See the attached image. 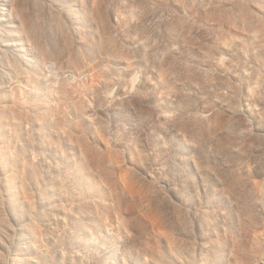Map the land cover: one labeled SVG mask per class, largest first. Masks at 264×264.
I'll return each mask as SVG.
<instances>
[{
	"label": "rangeland",
	"instance_id": "374dc122",
	"mask_svg": "<svg viewBox=\"0 0 264 264\" xmlns=\"http://www.w3.org/2000/svg\"><path fill=\"white\" fill-rule=\"evenodd\" d=\"M83 1L85 2L86 0H83ZM136 1L135 0H126V1L122 0V2H119L117 0H115V1L106 0V2H104L106 5V8H111V7L113 8L115 6L117 11H119L118 12L120 15L119 17H120L123 25L121 24V27H120L121 29L119 28V31H117V32L115 30L114 34L116 36H118V38H119V41H118L119 43H117V44H119L118 46H120L121 48H118V49L119 50L121 49V51L126 50L125 53H127L128 60L132 64L131 65H124V67H123V66H121V64L118 65L116 63L103 61L100 65L104 66L105 64L109 63V68L111 65H112L111 67L114 66L113 68H115L117 66L116 73H115V71H113L114 73L110 72V75L113 74L114 77L118 76L117 71H118V73L120 72L118 69H120L121 71H124L123 73L121 72L123 75V76L121 75L122 76V82H123V85L128 86L129 90L127 89V86H123L122 84H121L122 85L121 86L119 83H114V87L121 86L118 88H126V90L128 91L127 95H124V94L119 95L118 94V88L114 89L113 86H110L109 87L110 89L108 88L109 93L107 91H106V93H104V94L108 95V97L110 99L109 101H106L105 99L103 100V98H102L103 95H102V97H100V95H97L94 92H90L91 89L89 90V88H90L89 86H92L94 81L96 82L97 79L98 80L96 83H98L99 79L101 77V73H99V71H97V69L99 70L100 69L99 67H101V66L100 65L97 66L95 64V60L98 59L99 56H97L96 58L93 56H92V58L86 57L84 61H86V60H87L86 62L94 61V63L92 62L94 64V66L92 63H90V64L93 66V68L95 67L94 68L95 70L92 68V66L90 68V65L88 66V64H89L88 63L86 66L88 68H90V71L88 68H86L85 71L81 70L82 71L81 73H80V71L77 73L76 72L71 73L70 71H68L69 70L68 67L64 68V69H68V70H64V71H66V73H65L64 71H62L63 69H61V67L63 68V65L65 66L66 62L63 64L60 63V65H59V63L56 64L57 61L55 62L54 61L55 59H53L52 57L49 59L47 58V60H45V62H47V61L48 62L47 63L43 62L44 64L40 65L41 68L39 66H37V68H38L37 73H39L38 76L40 77L41 83H40V86H37L36 90H37V93L39 94V96L46 98L47 103L49 105H53V110H54L55 109L54 105L55 106L58 105L59 103H56V102H60V101H58V99H56L57 95L53 91L55 88H61L63 86L62 88L66 92H68V95H70V97H68L66 99L69 103L74 102V100L77 101L79 104L82 105V107H83L82 109L84 111H86L89 115L93 116V117L92 116L91 117L95 119L94 121L98 120L96 122L101 123V124L106 123L105 125L108 126L107 127L108 132H109V135L111 136L110 138L112 139V145L114 144L116 146L115 149L118 150L119 152H123V147H125L124 145L126 143H128L129 141H130L129 144H132L135 141L138 142L137 147L139 149L143 150L145 153V158H146V160H145L146 166L145 167H147V169H149V173H152L155 175L157 174L159 176L158 180H157L158 189H160V195L159 196L160 197L163 196L164 199L166 197V200L163 201V204L165 207L166 216L168 218H170V215H172V214H170V210L168 209L167 203L169 201H173V200L176 201L177 199L171 193V191L169 192V189H168L170 187V184L168 183V178L172 177L173 173L172 174H167V173L172 172V170H170V168L173 169L174 167H176L175 164L173 165V163H174L173 151H175L176 153H178V151H179V154L182 152V155H185V156L187 155V153L185 152V149L182 146H180V143L183 140L182 138H184L183 131L185 132V128L183 129V131L181 130L183 133V135L181 136L182 133H179V131H177L175 129V127H173L171 125V123H169V122L166 123L167 121L165 122L164 118H162V117L159 118L158 116H161V114L159 112L160 109H161V113H164V114L165 113L166 114L168 113L169 115H170V113L172 115H173V113L176 114V112H178V100H179V98L177 100L176 96H174V95L170 96L169 95L170 96L169 97L170 103H165V102L162 103L161 102L159 105V107L160 106L161 107L158 108L159 109L158 110V109H155L154 106L149 102L139 101L137 99H134V98H136L137 91H140V90L144 91L145 90L144 92H149V94H152L155 96L165 95L166 88L164 89V87L161 86V84L159 85V82H158L159 81V75L158 74H159V71L163 70L166 67L168 68V66H170L171 70L174 71L173 73L170 72L171 75H174V74H177L178 76L180 75L183 78L185 84L179 83L180 81L176 80L177 78L172 77L171 75L168 77L169 81L167 79L166 84H169V85L172 84V86H174L173 87L174 90H178L181 93H182V91L180 89L185 90V91L187 89L191 90V86L189 87V85L188 86L186 85L188 83L186 81L187 80L186 77H191V73L194 72V70H191L192 68H197V65H201L202 68L208 67L211 69V71L214 70L213 68L209 67L208 65L202 64L203 62L200 63V60H201L200 57L201 56L199 55V53L197 51L199 46H198V48L195 46L200 45V44L211 43L213 41H217L221 37L222 38L225 37L227 39H234L235 40V42H236V50H235L236 51V53H235L236 61L243 64L244 67L248 68L251 71L252 77H253L251 83L253 82V84L250 87H251V89L253 88V89L258 90L260 95L264 97V0H216L214 3V11L212 14H209V15L207 13L203 12V10L201 8H198L197 0L196 1L195 0H145V1L140 0V3L138 2L139 0H136ZM123 2H124V4H123ZM135 2H136L135 6L136 5L138 6V7L137 6L135 7V10L138 9L139 11L138 10L135 11V14H134L135 16L131 17L129 15L128 9L130 8L131 4H134ZM147 2H149V3H147ZM118 3H119V5H118ZM139 4H140L141 9L139 7ZM141 4H143V5L141 6ZM116 5L119 7H117ZM185 7H186V9H185ZM142 9L144 10L143 13L141 11ZM194 9L197 10V13L195 15V20L198 23L199 22L202 23V25H203L202 29H197V27L187 26L185 28H180V27L177 29L171 28L172 30H170V26H176L178 24V22L183 17H188V15H190L191 11ZM78 11L79 10H77V12H76L77 20H79V22H80V17H81V20L84 21L82 19V16L80 14H78ZM137 14H138V17H136ZM135 19H136V21H135ZM137 19H139L140 21ZM126 20H127V22H126ZM127 24H129V25H127ZM132 24L135 26H133ZM76 28L77 29L81 28L82 31L84 32V34L90 35V33H91L90 29L87 26L82 27L81 23L75 22L74 25L72 26L71 30L76 31L77 30ZM56 39H57V37H56ZM139 40H141V41H139ZM183 42H184V44H182ZM187 42H188L189 48H188V45L186 44ZM60 45L61 44L59 43V48H62V46H60ZM185 45H186V47H184ZM192 45L194 46V49L196 48L195 49L196 52L193 49ZM13 50H15V49L12 48L11 51L14 52ZM173 50H179V51L181 50V51L178 52V51H173ZM11 51L7 52V53H11ZM172 52H174V53H172ZM1 54H2V51L0 52V55ZM222 54H223V56L225 55L224 58L228 59V57H229L228 54H225L223 52L221 53V55ZM1 57L4 58L3 55H1ZM133 58H134V60H133ZM49 60L51 61V63ZM86 62H85V64H86ZM74 63H77V61ZM0 64H2V63H0ZM57 65L59 66V68L61 70L60 69L58 70ZM5 66H6V64H4V63L2 65H0V73H1L0 74V81H1L0 85L2 86V89H1V86H0V89L5 90L7 88L5 91H11V87L13 90L12 83L17 82V80L19 78L16 77L17 79L15 80L14 79L15 75L13 78L12 77L13 75H11L8 72V70H7L8 68L6 69L7 70V75H6V71H5L6 67ZM131 66H133V67H131ZM185 67H188L189 69H184ZM131 68H133V69H131ZM1 70H3V71H1ZM38 70H40V71H38ZM168 70H169V68H168ZM208 70H205V71H208ZM4 72H5V74H4ZM96 72H98V74L100 76L98 74H96ZM93 73H94V75H93L94 77H92ZM2 75L4 76L3 78H2ZM44 75H45V77H43ZM97 75L99 76V78L95 77ZM113 75H111V76H113ZM10 76L12 77L11 80H10ZM171 77H172V80H171ZM1 78H2V80H1ZM93 79H94V81H93ZM77 80L80 83L79 86L76 85ZM148 81L151 82L152 86L146 85V83H148ZM177 81H178V83H177ZM18 82H20V80ZM48 82H50V83H48ZM56 82H57V84H56ZM173 82L176 85H173ZM6 83L7 84L9 83V84L6 85ZM22 83L26 85V88L28 90H30V91L34 90L30 84H27L25 82H22ZM96 83H94V84H96ZM238 83L240 84L239 81H238ZM3 84L5 86H3ZM86 84H88V85L90 84V85L88 86ZM181 85H182V87H181ZM49 86H50V88H49ZM52 86H54V87H52ZM175 87H177V88H175ZM52 88H53V90H51ZM136 88H137V90H136ZM49 89H50V91H49ZM242 90L243 91L246 90V87L244 84H243ZM50 94H52L53 96H56V97H53L52 95L49 96ZM97 96H99V97H97ZM173 96H174V98H173ZM0 97H1V101H3L5 104L7 103L8 106H9V104L11 105L12 101H8V100L5 101L4 100L5 98L3 96H0ZM52 98H55L56 101H53L55 99H52ZM129 98H130V100H129ZM131 99H132V101H131ZM66 100H65V102H66ZM48 101H50V102H48ZM129 101H131V102L129 103ZM173 101L175 103L177 102V105ZM3 102H1V104ZM105 102L106 103L109 102L110 105H107ZM69 103H67V105ZM104 103L107 107H105ZM7 104L5 106H7ZM169 104H170V106H169ZM255 104L254 105L257 107L262 106V104H259L258 102H256ZM28 108H30V107H27L26 111L27 110L30 111L29 112L30 114L32 112L35 113V110H32L33 108H30V109H28ZM17 109L15 111H17ZM153 109L155 110V112ZM31 110H32V112H31ZM69 111H70V109L67 110L65 113V115L67 114L65 116L66 119L67 120L68 119L69 120L74 119V115L72 114L71 111L70 112ZM217 111L219 112L218 115L222 116L223 118H226V117L232 118L233 117V120L236 122L237 126H239V128H241L242 130L244 128H249V129L253 130V132H254L257 125H259L260 123L264 124V107L260 108V110H259L260 113L256 114V115H251L250 113L246 112L245 110L233 113V112H230L228 110L226 111V110H222L221 108H219ZM17 112L18 113L15 112V114H17L16 118L14 117L15 114L12 113L13 116H11V114H10L9 117L11 116L13 121L10 118L11 120L9 119L10 121L8 120L6 123V125L9 124L8 127L12 126L9 129V132H7V134L8 133L10 134L11 131L13 130L12 131L13 135L12 134H10V135L5 134V136L2 135L3 137L0 136L3 138V139L1 138L2 140L0 139V149H1V151H0V225L3 224L0 226V259H1L0 264H143L146 254H148L147 256L149 257V254L151 252V250L147 249L146 246H144L148 243L147 239H148V241H150V239H149L150 235H151V237H150L151 241H153V243L150 242L152 245L155 244L154 243L155 241L157 243V242H159L157 240H160L161 243L160 242L159 243L162 244V246L164 245V247L166 246L165 238L167 236L162 235L160 233V232L165 231V230H162L160 228L157 229V227L154 226V224L151 221L144 222V225H145L147 231L145 229L141 230V228L136 224V222L135 221H134L135 223L133 222L134 219L132 220V218L137 216L138 211H136V213L131 214V215L124 213V215H127L126 217L129 220V221H127V219H126L128 224H126V225L123 224V225H125L124 226L125 230H124L123 226L120 223H116L117 219L115 217H113L115 214L112 211H110V210L107 211V209H106V211L109 213V214H106L107 212L105 211V209L103 210L102 207H100V206L98 207L99 204L96 203V200L97 199L100 200V196L93 194V193H88V191H87L88 189H87V187L84 183V180H83V173L81 171L82 168H80V166L81 167L83 166L82 161H81L79 155L76 156L77 154L71 153L73 151V150H71V148H66L67 145L65 143V139H64L65 137H63L64 133H61L62 136H57V137H55L56 135L55 136L52 135L53 136L52 141H54L52 143L53 144L58 143V147L56 144L54 145L56 148L60 147L59 149H61V148H62V150L66 149V152H64V154H66L67 156L70 155V157L68 156V158H66L67 156L64 158H60L58 156H55L53 153L49 152V150L45 149L44 147H42L40 145L36 146V144L37 143L39 144V141H40V137H39L40 132H38V129L33 128V126H32L33 124L31 122H28L27 119H29V118L26 119L27 115H24V114H27V113H24L25 109L22 112L20 110ZM19 112L21 115L19 114ZM209 112L210 111H206V114H209ZM141 114L143 116H141ZM63 115L64 114H62V116ZM55 116H56V118L62 117L60 115L58 116L57 113ZM70 116H71V118H69ZM15 120L17 121V123L15 122ZM13 122L15 124H13ZM8 127L6 126L7 130H8ZM33 129H34V131H33ZM36 130H37V134L36 133L34 134V132H36ZM63 131L64 130H62L60 132H63ZM262 134L264 135V133H262ZM16 135H17V138L14 137ZM40 136L42 137V135H40ZM217 136H214V137L219 138V140L221 141L220 144H222V141L226 142V143L233 141V138H229L227 136H222V135H218V134H217ZM4 137H5V139H4ZM34 137H36V138H34ZM6 138H8L9 140ZM11 138H12V140H10ZM13 138L14 139L16 138L17 141L14 140ZM26 138H29V140H26ZM257 138H259V137L244 136V138H242L240 140L235 139L233 141V142H235L234 148H236L238 150V151H236V152H238L236 154V157L234 154L231 155L232 153H231V151H229L227 149L228 147H226L225 149L222 148V151H224L222 154V157L223 158L225 157L224 160L228 161L230 159H232V160L234 159L233 164H235V166L233 167V170L236 171V169H237L238 172L240 171V173H238V180H240L243 183L244 192H246L248 196L254 195L257 192V189L259 188V186L264 184V150H263L264 148L261 151V143L259 145V140H257ZM211 139H212V137H211ZM162 140H165V141H163V142H165L164 144L170 145V146L167 147V146L163 145V143L161 144ZM29 141L33 142V144H31L32 146L31 145L28 146L26 144ZM167 142H168V144H167ZM34 143H35V145H34ZM172 143L175 144V146ZM6 145H7V147H6ZM21 145L23 147H21ZM157 145L159 146V149L162 147L160 149V152H161V150L163 152H161V153L159 152V154L157 155V158H154V154H155V150H156L155 148L158 149ZM257 146H258V148H257ZM1 147H4V148L6 147L7 150L9 149V151H7L8 153L5 151V149H2ZM12 147H14V148L17 147V148L14 149ZM29 147L31 148V150ZM32 147H33V149H32ZM24 148H26V149H24ZM165 148L167 149V151H165L166 155L164 154ZM168 148L170 150H168ZM18 149L19 150L21 149V150L19 151ZM258 149H260V150H258ZM36 150H38V151H36ZM46 150H47V152H46ZM2 151L4 152V155L6 153L7 154L4 156ZM34 151H36V152H34ZM1 152H2V154H1ZM23 152H25L24 155H23ZM26 152L29 154H27ZM32 152H33V155H31ZM17 154L19 156L18 159L20 158L21 160L15 159L16 161H14L13 159H14V157H17L16 156ZM41 154L45 157H42ZM72 154H73V156H72ZM11 155H12V159H10ZM13 155H15V156L13 157ZM26 155H31L32 159L30 158L31 156L27 157ZM35 155H37V156H35ZM170 155L172 157H170ZM1 156L4 157V159ZM8 156H10V157H8ZM22 157H25V158H22ZM26 158H28V160L32 163H29L28 160L26 161ZM34 158H36V159L47 158V159H45L46 162L49 161L52 164L53 163L57 164V165L59 164L56 167L57 169H59L57 171L59 174L55 171H53V174L55 175V173H57V176L59 175L58 177L64 183H62V184L60 183L61 185H59V182H55L53 187L55 186L56 188H53V189H56V190L58 189L57 191L51 190L50 187L48 189L47 184L45 182H43V181H45L46 177H42V175L45 176V174L49 173L47 175V177H54L53 174L51 173L52 171H50V170H48V168H46L47 165H44L43 161L41 163V162H39V160L35 159L36 161L34 162ZM130 158H131L133 163L127 162ZM51 159H52V161H50ZM24 160L26 161V163ZM69 160L72 161V163ZM232 160H230V162ZM12 161H14L15 164H11ZM37 161L39 164L41 163L42 166H41V164L39 165L37 163ZM40 161H41V159H40ZM76 161L79 163V165ZM136 161L137 160H136V157L134 156V154H132V155H130V154L126 155L125 154L124 165L126 167H127V165L133 166L132 164L137 163ZM14 162H12V163H14ZM16 162L18 165L16 164ZM46 162H45V164H46ZM73 162H75V163H73ZM219 162L221 165L222 161L220 160ZM33 163H35V164H33ZM36 163H37V166H39V167L41 166V167L39 169L36 166L35 170H34L33 167L36 165ZM30 164H31V166H30ZM76 164L78 167L74 166ZM27 165H28V168L26 167ZM126 167H125V169H126ZM30 168H32V169H30ZM36 168L40 171V174L37 173L39 171L36 170ZM76 168H77V170H75ZM79 168H80V170H79ZM168 168H169V170H168ZM68 169H69L70 173L72 172L71 173L72 176L68 172ZM6 170H7V172H5ZM28 170H30V171H28ZM127 170H129V168H127ZM27 171H28V173H27ZM45 172H47V173H45ZM60 172H62V173H60ZM180 173H182V172H180ZM183 173L184 174L186 173L185 175L187 177H191L190 172H189V168H186L185 172H183ZM32 174H35L36 176L39 175V177L38 176L36 177L34 175L35 178H37V181L40 180L36 185H33V187H32V183L30 182L31 184H29V181H26L27 185H26V182H23L24 184L21 182L20 177H19L20 175L21 176L22 175L23 176L24 175L25 176H27V175L31 176ZM65 174H66V178L65 177L62 178L63 176H65ZM67 174H69V175H67ZM5 175H7V176H5ZM78 175L80 176L79 178H78ZM69 176L71 177V179L73 177V179L70 180ZM18 177H19V179H18ZM41 177H42V179H41ZM74 177H76L78 179L76 180V178H74ZM183 178H184V176H183ZM73 180H75V181H73ZM195 180L197 181L196 183L198 184L197 187L196 188L191 187L190 192H187V193L193 195V199H194L193 203L187 207V211L189 212L188 214L190 216V221H191V224L193 226V227L192 226L191 227L193 229H191V230L189 229V232L186 231V232H188L186 237L188 236L190 240L187 237L188 241L187 240L184 241L187 245L185 243H184L185 245L183 244V246H185L184 250H185L186 255H189L191 253L194 256L193 257L194 259L191 257V259H193V260L189 261V259H190V255H189V259L187 257V261H186V255L184 256L185 253L183 250H181L183 248V246H182V244L181 245L179 244L180 246H182L180 250H181V252H183V257H182L181 252H180L181 254L179 253V255L181 256V258L184 259V261H183V259H181L183 262H180V263L181 264H183V263L184 264L185 263L186 264H207V263L208 264H240L242 262L241 264H255L257 262L256 261L257 257L255 258V256L258 255V258L259 257L261 258L262 256L264 257V250H263L264 249V243H263V241H261L262 243L260 244L255 239L256 238L255 236L258 237L261 234V232L263 231V228L260 227L259 224H257L259 226L255 225V224L252 225V223L250 225L249 221H247L243 218H241V219L237 218V216H238L237 211L238 210H237L236 206H235L236 209L234 207H230L231 204H232V206H234L233 203L235 201V198H233L232 196L229 195L231 200L234 199V201H230V198H228L226 195L227 198H225V200L222 199L225 197V194H226V192H224V188L226 187L225 184L221 183V182H217L214 186L204 187V186L199 184L197 178ZM81 184H82V186H81ZM83 184H84V187H83ZM37 185H40V186H37ZM44 185L49 190V192L46 190ZM57 185H58V187H57ZM29 186H30V188H29ZM59 186H62L64 189H62L61 187L59 189ZM67 186H70L71 188L67 187ZM12 187H13V189H12L13 191H11ZM65 188H68V189H65ZM14 189H16L18 191L16 192V190H14ZM42 189L44 191H42ZM61 189H62V191L64 190L65 193H68L67 195L65 194L66 197L64 196V192H62ZM41 191H42V193H41ZM52 191H53V193H50ZM59 192H62V193H59ZM44 193H45V195H41ZM48 193H50V195H52V196H49ZM62 195H63L64 199H63ZM43 196L46 198H44ZM54 196H56V197H54ZM58 196H61V198L59 197V199H57ZM69 196H70V198H69ZM83 196H85V198L89 197L88 198L89 200L83 198ZM125 196L128 199L133 197V199L136 200L137 205H138L136 207L137 208L136 210L147 207L148 205H149L148 207H151V205L148 204L149 203L148 201L144 200L141 195H138L135 192H133V193L127 192L125 194ZM209 196L211 198L212 197L215 198V201L210 203V201H209L210 197ZM76 197H78V198H76ZM79 198L81 200H79ZM44 199H46V200H44ZM76 199H78V200L75 201ZM58 200H60V201H58ZM52 201H53V203H52ZM84 201H86V202H84ZM107 201H108V199H107ZM78 202H80V203L82 202L83 205H82V203L80 204ZM97 202H98V200H97ZM51 203L55 204V205H53L54 207L57 205V203L59 205H57L56 208L53 209V206L50 205ZM77 203H78V206H77ZM85 203L87 205H89V207ZM84 204H85V207H84ZM81 205L84 208H82ZM90 205H91V207L92 206L93 207L95 206V207L94 208L92 207L93 208L92 209L90 207ZM18 206H20V207H18ZM79 206L81 209H84V210L82 211L79 208ZM226 206H228V208ZM32 207H33V209H32ZM50 207H52V208H50ZM60 207H62V208H60ZM217 207H219L220 209ZM77 208L79 209V212L80 211L83 212V213H81L83 215H81L79 213V217H78V215H77L78 209ZM97 208H98V210H97ZM229 208H230V210H229ZM88 209H90L89 213H88ZM94 209H96V210H94ZM257 209H258L257 210L258 214H260L264 218V207L258 206ZM222 210H224L223 212L226 211L225 214L222 212ZM228 210L231 212H229ZM63 212H64V214H63ZM69 212L72 215H70ZM84 212H86V213H84ZM102 212L108 216H106L105 214L102 215ZM201 212H207V213H205L206 214V222H205V219H201V216H200ZM88 214L89 215L91 214L92 217L93 216H95V217L91 219L90 218L91 216H89ZM222 214H224V215H222ZM236 214H237V216H236ZM80 215H81V217H80ZM97 215H98V217H96ZM195 215H197V216H195ZM218 216H220V217L218 218ZM229 216H231L232 218ZM233 216L235 219H233ZM84 217H85V219H84ZM99 218H101V219H99ZM103 218H104V220H102ZM207 218H208V220H207ZM83 219H84L85 223H86V221L89 222V223H87L90 225V227H88V229L86 227L84 229V227L82 226ZM88 219H90V220L88 221ZM111 219H112V222L110 221ZM91 221L93 223L98 222V224H96L93 229H91L92 228L91 226L93 224ZM99 222H100V224H99ZM103 222H105V223L107 222L106 224H108L107 225L108 228L106 226L105 227L109 230L102 227V225L103 226L106 225ZM129 222H130V224H129ZM200 222H201V225L203 223L202 226L200 225ZM124 223H125V221H124ZM133 223L136 226L133 225ZM79 224H81V225H79ZM117 224H119V226H117ZM75 225H77V226H75ZM109 225H110V227H109ZM194 225H196V226H194ZM81 227H83V228H81ZM118 227H120V230L122 228V231H120V233L122 234L121 235L122 237L120 236L121 239L118 237V235H120V233L117 232L119 229ZM197 227H199L200 230L199 229L196 230L195 228H197ZM48 230H50V231H48ZM114 230L116 231V233H114L115 232ZM160 230H162V231H160ZM107 231H108V233H109V231L110 232L112 231L113 233H110L112 235L110 236V234H108ZM141 231H143L144 233H142ZM175 231H177V230H175ZM127 232L129 234L130 233L131 234L129 235ZM158 232L163 236L162 238L160 237V234ZM178 232L179 231H177V235L180 234ZM80 233H82V234H80ZM167 233H169V232H167ZM144 235L145 236L148 235V237L146 236L147 239H145ZM177 235H175V236L178 237ZM56 236H59V237H56ZM62 236H63V238H62ZM109 236H110V238H109ZM152 236L155 237V239H156V237H158V238L155 240V239H152ZM164 236H166V237H164ZM116 237H118L117 239L119 241L117 239H115ZM180 237H183V235ZM186 237L184 236L185 239H186ZM66 239H67V241H66ZM58 240H60V241H58ZM63 241H65V242H63ZM141 241H144V242L140 243ZM145 241L147 242L146 244H145ZM67 242H68V244H67ZM187 242H189V243H187ZM228 242H230L229 244H231V245H229ZM159 243H158V245L161 246ZM233 243H235V245L232 246ZM238 243H241V244H239V246H238ZM38 244H40V245H38ZM188 244H190L189 246L192 248V249L191 248L189 249L191 251L189 254H188V252H186V251H189L188 247H187ZM226 244H228L227 247H226ZM230 246H231V248H233V247H235V248L231 249L232 251H229ZM258 246L263 250V255L261 254V256L257 252V249L259 248ZM147 247H149V246H147ZM186 247H187V250H186ZM228 247H229V249H228ZM142 248H144V249H142ZM145 249L147 250V252H145L146 251ZM239 249H240V251H239ZM192 250H193V253H192ZM233 250H234V252H233ZM140 252H141V254H140ZM168 252L169 251H167L166 253L168 254ZM228 252L229 253L233 252L234 256H235V252H236V255H237L236 258L238 260L235 259L234 256L231 257L230 256L231 253L229 254ZM142 253H144V254H142ZM212 254H214L215 256L217 254L216 258ZM142 255H145V256H142ZM138 256H140L141 258L143 257L144 259H141ZM49 257H50V259H49ZM263 257H262L263 260H260L259 264H264V258ZM137 259H139V260H137ZM178 259H180V258H178ZM234 259H235V262H234ZM178 264H179V262H178Z\"/></svg>",
	"mask_w": 264,
	"mask_h": 264
},
{
	"label": "bare ground",
	"instance_id": "6f19581e",
	"mask_svg": "<svg viewBox=\"0 0 264 264\" xmlns=\"http://www.w3.org/2000/svg\"><path fill=\"white\" fill-rule=\"evenodd\" d=\"M86 1L84 2L83 0H0V49H1L0 52L2 51L1 55L4 56V58H3L0 55V63L6 64V66H5L6 67L5 68L6 75H7V70H8V72L11 75H13L12 76L13 78L15 75V78H14L15 80L17 79L16 77L19 78L17 80V82H15V83L13 82L14 84L11 82L13 85V90L11 87V91H5L7 88L5 90H1L2 86L0 85L1 86L0 96H3L5 98L4 99L5 101H7V100L12 101L11 105L9 104V106H8V104L6 103L7 106H5L6 104L3 101H1V97H0V136H2V135L5 136V134H7V132H9V129L12 127V126L8 127L9 124L6 125L7 121L11 118V116H13L12 113H14V114H15V112L18 113L17 111H19V110L22 112L24 109H25L24 113H27V114H24V113L23 114L27 115L26 119L29 118V119H27L28 122H31L33 124V125L31 124L33 126V128L38 129V132H40L39 134L42 135V137H41L38 134L40 137V141H39V144L36 142L37 143L36 146L40 145V146L44 147L45 149L49 150V152L53 153L55 156H58L60 158H64L67 156L66 154H64V152H66V149H63L64 150L63 151L62 148L59 149L60 147L56 148L54 146L56 143L55 144L52 143V142H54V141H52V139H53L52 135H54V136L56 135L55 137H57V136H62L61 133H64L63 137H65L64 139H65V143L67 145L66 148H71V150H73L71 153L77 154L76 156L79 155V157L82 161L83 166L82 167L80 166V168H82L81 171L83 173V180H84V183L88 189L87 190L88 193H93V194L100 196V200L97 199L98 202L96 200V203L99 204L98 207L99 206L102 207L103 210L105 209V211H106V209H107V211L108 210L112 211L115 214L113 217H115L117 219L116 223H120L123 226V229H124V226L126 224H128L127 221H129L126 217L127 215H124V213L131 215V214L136 213V211H138L137 216L132 218V220L134 219L133 222L135 221L136 224L141 228V230L145 229L147 231V229L144 225V222H146V221H151L154 224V226L157 227V229L160 228L162 230H165V231L160 230V231H162L160 233L162 235L167 236V237L164 236V237H166L165 240H166V246L167 247L166 246L164 247V245L162 246V244H160L161 243L160 240H157L160 243L159 242L156 243V241H155L154 242L155 246L152 245L150 243V242L153 243V241H151V238H150L151 235L149 236L150 241H148V239L146 238V236L148 237V235L150 233L148 232L149 233L148 235H146V236L144 235L145 239H147V242L149 244L145 241V244L146 243L147 244L146 245L143 244V245L146 246L147 249L151 250V252L149 254V257L147 256L148 254H146L147 257L145 255H142V256H145V260H144L143 264L144 263L145 264H178V262H179V264H181L180 262L184 261V259L181 258L179 253L181 252V250H183L185 253V250H184L185 246H183V244L185 243L184 241L187 240L188 236L186 237V235L189 232V229L190 230L193 229L192 228L193 226H192L191 221H190V216L188 214L189 212L187 211V207L193 203L194 199H193V195H191L187 192H190L191 187H193V188L197 187L198 184L196 183L197 182L195 180L196 178H197L199 184L204 186V187L214 186L217 182L224 183L226 187L224 186L225 188L224 187L223 188H224V192H226V194H225L224 198H222V197L221 198L225 200V198H227V197L230 198L229 195L232 196L233 198H235L236 202L234 201L233 198H232L233 200H231V198H230V201H234V203H233L234 206H232V204H231L230 207L235 208V206H236V208L238 210L237 211L238 216L236 214L237 218L238 219L243 218V219L249 221L250 225H251V223H252V225L259 224L260 227L263 228V231L261 232V234L258 237L255 236L256 237L255 239L260 244L262 243L261 241H263V243H264V218L260 214H258V212H257L258 206L264 207V184L259 186V188L257 189V192L254 195L248 196L247 193L244 192L243 183L240 180H238V173H240V171L238 172L237 169H236V171L233 170V167L235 166V164H233L234 159L233 160L230 159V160H232L230 162V160L226 161V160H224L225 157L224 158L222 157V154L224 152V151H222V148L225 149L226 147H228L227 149L229 151H231V153H232L231 155L234 154L236 157V154L238 153L236 151H238V150L236 148H234L235 142H233V141L235 139L240 140V139L244 138V136L259 137V138H257V140H259V145L261 143V151L264 148V135L262 134V133H264V124L263 123H260L259 125H257L255 128V131L253 132V130H251L249 128H244L243 130L241 128H239V126H237L236 122L233 120V117L232 118L231 117L223 118L222 116L218 115L219 112L217 110L219 108H221L222 110H226V111L228 110V111L233 112V113L245 110L246 112L250 113L251 115H256V114L260 113L259 112L260 108L264 107V97L260 95L258 90L253 89V88L251 89V87H250L253 84V82L251 83V81L253 79L251 71L248 68L244 67L243 64L236 61V59H235V53H236V51H235L236 50L235 40L234 39H227L225 37L224 38L221 37L218 39L219 41L216 39L217 41H213L214 43L211 42L212 44L205 42L206 44H200V45L195 46L197 48L199 46L197 51H198L199 55L201 56L200 59L202 61L200 60V63L203 62L202 64L208 65L209 67L213 68L214 70L211 71V69L208 67L202 68L201 65H197V68H192L191 70H194V72L191 73V77H186L187 78L186 81L188 82L186 85L187 86L189 85V87L191 86V90L187 89L188 91L187 90L185 91V90L180 89L182 91V93H181L178 90H174V88H173L174 86H172V84L171 85L166 84L168 77L171 75L170 72H172V73L174 72L171 70L170 66H168L170 71L168 70L167 67L164 68L163 70H161L162 69L161 68L160 69L161 71H159V74H158L159 75V81H158L159 85L161 84V86H163L164 89L166 88L165 95L155 96V95L149 94V92H144L145 90L144 91L140 90V91H137L136 98H134V99H137L139 101H146V102L151 103L155 109H158L161 107V106L159 107L161 102L162 103L163 102L170 103L169 97L171 95L176 96L177 100L179 98V100H178V112H176V114H174V113H173V115L171 113H170V115L168 113L164 114V113H161V109L160 110L158 109L160 114H161V116H158V117L164 118L165 122L167 121L166 123H168V122L171 123V125L173 127H175V129L177 131H179V133H182L183 129L185 128V132L183 131L184 138H182L183 140L181 141L180 146H182L185 149V152L187 153V155L186 156L182 155V152H181L182 150L180 151L181 152L180 154H179V151H178V153L173 151V158H174L173 165L175 164L176 167H174L173 169H171L169 167L170 170H172L171 173L167 171L168 172L167 174L173 173L172 177L168 178V183L170 184V187L168 188L169 192L171 191V193L177 199L176 201L173 200V201H169L167 203L168 209L170 210V214H172V215H170V218H168L166 216L165 207L163 204V201L166 200V197L164 199L163 196H161V197L159 196L160 195V189H158V183H157L159 176L157 174L155 175V174L149 173V169H147V167H145L146 166L145 165V160H146L145 153L143 150H141L137 147L138 142L135 141L132 144H129V142H130L129 141L128 143H126L124 145L125 147H123V152H119L118 150H116L115 149L116 146L114 144H113L114 146L112 145V139L110 138L111 136L109 135V132H108V128H107L108 126L105 125L106 123L101 124V123L96 122L98 120L94 121L95 119L92 118L93 116L89 115L86 111H84L82 109L83 108L82 105L79 104L77 101L74 100V102L69 103L66 99L68 97H70V95H68V92H66L62 88L63 86L61 88H55L53 91L57 95L56 99H58V101H60V102H56L59 104L56 106L54 105V107H55L54 110H53V105H49L47 103L46 98L39 96V94L37 93V90H36L37 86H40V83H41L40 77L38 76L39 73H37V69H38L37 66L40 67V65L47 63L48 61L45 62V60H47V58L49 59L52 57L53 59H55L54 60L55 62L57 61L56 64L59 63V65H60V63L63 64L66 62L65 66L63 65V68L61 67V69H63L62 71L69 69L68 71H70L71 73H75V72L77 73L79 71L81 73L83 70L85 71L86 68H88L86 66L88 63H89L88 66L90 65V68H91L92 65L90 63H92V62L94 63V61L86 62L87 60L86 61H84V60L86 57L92 58V56L95 58L97 56H99L98 59L95 60V64L97 66H99L103 61L116 63L118 65L121 64V66H123V67H124V65H131L132 64L128 60L127 53H125L126 50L121 51V49L120 50L118 49V48H121L120 46H118L119 44H117V43H119L118 42L119 38H118V36H116L114 34L115 30H116V32L119 31L121 24L123 25V23L121 22V19L119 17L120 16L118 13L119 11H117L115 6L113 8L112 7L106 8V5L104 3V2H106V0H86ZM112 1H115V0H112ZM117 1L122 2V0H117ZM124 1H126V0H124ZM215 1L216 0H197L198 8H201L203 10V12L207 13L208 15L212 14L214 11ZM136 2L134 4H131L129 9L127 8L129 15L131 17L135 16L134 15L135 11L138 10V9L135 10V7L137 6V5L135 6ZM138 2L140 3V0ZM147 3H149V2H147ZM123 4H124V2H123ZM118 5H119V3H118ZM142 5L143 4H141V6ZM117 7H119V6H117ZM139 7H140V4H139ZM140 9H141V7H140ZM185 9H186V7H185ZM77 10H79L78 14H80L82 16V19L84 21L81 20V17H80V22H79V20H77V16H76ZM141 11L143 13L144 10L142 9ZM196 13H197L196 9L192 10L191 14L188 15V17H183L178 22V24L176 26H170V30L175 29V28L177 29L179 27L185 28L187 26L197 27V29H202V27H203L202 23L201 22L198 23L195 20ZM136 17H138V14ZM137 20H139V19H137ZM135 21H136V19H135ZM75 22L81 23L82 27L87 26L90 29V32H91L90 35L84 34V32L82 31L81 28H78V29L76 28L77 29L76 31L71 30V28ZM126 22H127V20H126ZM127 25H129V24H127ZM133 26H135V25H133ZM56 37H57V39H56ZM139 41H141V40H139ZM59 43L61 44L60 46H62V48H59ZM182 44H184V42ZM186 44L188 45V42ZM184 47H186V45ZM12 48L15 49V50H13L14 52L11 51ZM188 48H189V45H188ZM193 49H194V46H193ZM9 50L11 51V53H7V52H10ZM173 51L180 52L181 50L180 51L179 50H173ZM195 52H196V50H195ZM222 52L229 55L228 59L224 58L225 55L224 56H223V54L221 55ZM172 53H174V52H172ZM133 60H134V58H133ZM76 61H77V63H74ZM85 62H86V64H85ZM50 63H51V61H50ZM2 64H0V65H2ZM93 66H94V64H93ZM93 66H92V68H93ZM111 66L109 68V63H107L104 66L99 67L100 69L99 70L97 69V71H99V73H101V77L99 79V82L96 83L98 80L96 78L97 79L96 82L93 79L94 83H96V84L93 83L92 86H89L90 84L89 85L86 84L90 87L89 90L90 89L92 90V91L90 90V92H94L97 95H100V97H102V95H103L102 98H103V100L105 99L106 101H109L110 99H109L108 95L104 94V93H106V91L108 92V88L110 86L114 87V83H119L120 85L121 84L123 85L122 73L124 71H121L120 69H118L120 71L119 73L117 71L118 76L114 77L113 74H111V75H113V76H111L110 72L114 73L113 71H115V73H116V68H117L116 65H115L116 66L115 68H113L114 66L113 67H111ZM65 67H68V69H64ZM131 67H133V66H131ZM90 68H88L89 71H90ZM59 69L60 68L58 66V70ZM131 69H133V68H131ZM184 69H189V68L185 67ZM3 70H1V71H3ZM205 70H208V71H205ZM38 71H40V70H38ZM64 72L66 73V71H64ZM4 74H5V72H4ZM96 74H98V72H96ZM3 75H2V78L4 77ZM93 75H94V73L92 74V77H94ZM98 75L95 77L99 78L100 75L99 76ZM171 76L177 78L176 80L180 81L179 83L185 84L183 78L180 75L178 76L177 74H174ZM12 77L10 76V80L12 79ZM43 77H45V75ZM172 77H171V80H172ZM2 78H1V80H2ZM19 80H20V82H18ZM168 81H169V79H168ZM178 81H177V83H178ZM238 81L240 82V84L238 83ZM22 82L30 84L34 90L33 91L28 90L26 88V85L23 84ZM0 83H1V81H0ZM48 83H50V82H48ZM4 84H3V86H5ZM8 84L6 83V85H8ZM56 84H57V82H56ZM79 84L80 83L77 80L76 85L79 86ZM243 84L246 87L245 91L242 90ZM146 85L152 86L151 82H149V81H148V83H146ZM173 85H176V84H174V82H173ZM121 86H118V87H121ZM123 86H127V85H123ZM52 87H54V86H52ZM118 87L116 86V87H114V89H117ZM181 87H182V85H181ZM49 88H50V86H49ZM137 88H136V90H137ZM175 88H177V87H175ZM127 89H128V86H127ZM51 90H53V88ZM49 91H50V89H49ZM52 94H50L49 96H51ZM118 94L119 95H122V94L127 95L128 91L126 90V88H118ZM174 96H173V98H174ZM53 97H56V96H53ZM97 97H99V96H97ZM52 99H55V98H52ZM56 99L53 101H56ZM65 100L67 103H69L68 105L65 102ZM129 100H130V98H129ZM131 101H132V99H131ZM131 101H129V103ZM1 102H3V103L1 104ZM48 102H50V101H48ZM256 102H258L259 104H262V106H260V107L255 106ZM105 103H104V105H105ZM106 104L110 105L109 102ZM175 104L177 105V102ZM169 106H170V104H169ZM27 107L33 108L32 110H35V113L32 112V110H31L32 113L30 114L29 113L30 111H28V110L26 111ZM105 107H107V106L105 105ZM30 108H28V109H30ZM16 109H17V111H15ZM69 109L72 112V114L74 115V119H70V120L68 119L69 120L68 121L65 117L67 114L65 115V113ZM206 111H210L209 114H206ZM154 112H155V110H154ZM56 113L58 114V116L59 115L62 116V114H64V115L60 118H58V117L56 118V116H55ZM10 114H11V116L9 117ZM19 114H20V112H19ZM16 116H17V114L14 115L15 118H16ZM71 116L69 118H71ZM141 116H143V115L141 114ZM12 121H13V119H12ZM15 122L17 123L16 120H15ZM13 124H15V123L13 122ZM6 126L8 127V130H7ZM34 129H33V131H34ZM62 130H64V131L60 132ZM12 131L10 134H12ZM35 133L37 134V130H36V132H34V134ZM183 133L181 134V136L183 135ZM217 134L222 135V136H227L229 138H233V141H230L228 143L222 141V144H220L221 141L219 140V138L214 137V136H217ZM2 137H0V139ZM14 137L17 138V135ZM36 137H34V138H36ZM211 137H212V139H211ZM16 138L15 139L13 138V139L16 140ZM4 139H5V137H4ZM6 139H8V138H6ZM10 140H12V138ZM26 140H29V138H26ZM163 141H165V140H162L161 144L163 143V145H165L167 147L170 146V145L164 144L165 142H163ZM26 144L29 146V145L33 144V142L29 141ZM167 144H168V142H167ZM34 145H35V143H34ZM56 145L58 147V143ZM173 145L175 146V144H173ZM6 147H7V145H6ZM6 147L5 148L1 147V148L5 149V151L7 152V151H9V149L7 150ZM21 147H23V146L21 145ZM157 147H158V149L155 148L156 150H155L154 158H157V155L159 154L160 149L162 148L160 146L161 148L159 149L158 145H157ZM12 148H14V147H12ZM16 148H14V149H16ZM257 148H258V146H257ZM24 149H26V148H24ZM32 149H33V147H32ZM30 150H31V148H30ZM47 150H46V152H47ZM168 150H170V149L168 148ZM258 150H260V149H258ZM0 151H1V149H0ZM36 151H38V150H36ZM36 151H34V152H36ZM165 151H167L166 148L164 149V154L166 155ZM2 152H1V154H2ZM161 152H163V151L161 150ZM24 154H25V152H23V155ZM27 154H29V153H27ZM73 154H72V156H73ZM125 154L126 155L134 154V156L136 157L137 163L132 164L133 166L127 165V167H126L124 165ZM3 155H4V152H3ZM31 155H33V152ZM31 155H26V156L29 157ZM14 156L15 155H13V157ZM16 156L17 157H14V159H13L14 161L20 159V158L18 159V157H19L18 154ZM35 156H37V155H35ZM68 156L70 157V155H68ZM68 156L66 158H68ZM8 157H10V156H8ZM25 157H22V158H25ZM42 157H45V156L42 155ZM170 157H172V156L170 155ZM2 158L4 159V157H2ZM30 158L32 159V156ZM10 159H12V155H11ZM35 159L36 158H34V162L36 160H39V162L42 163V161H43V164L47 165L46 168H48V170L52 171L51 172L52 174H53V171L57 172L59 170L56 168L59 164L58 165L54 164V163L52 164L49 161L46 162L45 159H47V158H45V159L39 158L36 160ZM40 159H41V161H40ZM27 160H28V158H26V161ZM220 160L222 161L221 165L219 162ZM14 161H12V162H14ZM26 161H25V163H26ZM50 161H52V159ZM12 162H11V164H15V162L14 163H12ZM28 162L32 163L29 160H28ZM45 162H46V164H45ZM70 162L72 163V161H70ZM127 162L133 163L131 158ZM37 163H38V161H37ZM37 163L33 167L34 170H35V167L37 166ZM73 163H75V162H73ZM16 164H17V162H16ZM33 164H35V163H33ZM28 165L26 166L27 168H28ZM78 165H79V163H78ZM30 166H31V164H30ZM41 166H42V164H41ZM74 166L78 167L77 164ZM124 166L126 167V169ZM40 167L37 166V168H39V169H40ZM37 168H36V170H38ZM80 168H79V170H80ZM127 168H129V170H127ZM169 168H168V170H169ZM186 168H189V172H190L191 177H187L185 175L186 173L185 174L183 173V172H185ZM30 169H32V168H30ZM75 170H77V168ZM28 171H30V170H28ZM28 171H27V173H28ZM5 172H7V170ZM68 172H69V169H68ZM180 172H182V173H180ZM37 173L40 174V171ZM45 173H47V172H45ZM57 173H55V175L53 174L54 177H47V175L49 173L45 174V176L42 175L43 173L41 174L42 177H46L45 181H43V182H45L47 184L48 189L50 187L51 190L57 191L58 189L57 190L53 189V188H56L55 186L53 187L55 182H59V185L64 183L58 177L59 175L57 176ZM60 173H62V172H60ZM71 173H70V175H71ZM34 175L35 174H32L31 176L27 175L28 177L25 175L24 176L20 175L19 177H20V180L22 183L29 181V184L32 183V187H33V185H36L40 181V180L37 181V178H35L36 175L35 176ZM67 175H69V174H67ZM5 176H7V175H5ZM37 176L39 177V175H37ZM183 176H184V178H183ZM19 177H18V179H19ZM42 177H41V179H42ZM64 177L66 178V174L62 178H64ZM79 177L80 176L78 175V178ZM69 178H70V180L73 179V177L71 179L70 176H69ZM74 178H76V177H74ZM78 178H76V180ZM73 181H75V180H73ZM26 185H27V182H26ZM37 186H40V185H37ZM81 186H82V184H81ZM44 187H45V185H44ZM57 187H58V185H57ZM60 187L62 189H64L62 186H59V189H60ZM67 187H70V186H67ZM83 187H84V184H83ZM29 188H30V186H29ZM12 189H13V187L11 188V191H13ZM48 189L46 188V190L49 192ZM62 189H61V191H62ZM65 189H68V188H65ZM14 190H16V189H14ZM17 191L18 190H16V192ZM42 191H44V190L42 189ZM42 191H41V193H42ZM62 192H64V190ZM62 192H59V193H62ZM127 192H130V193L135 192L136 194L141 195L144 200L149 202L148 204H150L151 207H148L149 206L148 205L147 207L136 210L137 209L136 207L138 206L137 202L135 199H133V197L128 199L125 196V194ZM45 193L41 194V195H45ZM50 193H53V191ZM50 193H48L49 196H52V195H50ZM65 194L67 195L68 193L64 192V196L66 197ZM226 195H227V197H226ZM70 196H69V198H70ZM85 196H83V198H85ZM54 197H56V196H54ZM59 197L61 198V196H58L57 199H59ZM62 197H63V195H62ZM44 198H46V197H44ZM76 198H78V197H76ZM88 198L86 197L85 199L89 200ZM63 199H64V197H63ZM107 199H108V201H107ZM44 200H46V199H44ZM77 200L78 199H76L75 201H77ZM79 200H81V199L79 198ZM58 201H60V200H58ZM209 201H210V203L214 202L215 198L210 197ZM84 202H86V201H84ZM52 203H53V201H52ZM52 203L50 205H52V206L55 205ZM78 203H80V202H78ZM78 203H77V206H78ZM85 204H84V207H85ZM57 205H59V204L57 203ZM82 205H83V203H82ZM82 205H81V207L84 208ZM56 206L55 207L53 206V209L56 208ZM87 206L89 207V205H87ZM18 207H20V206H18ZM90 207H91V205H90ZM226 207L228 208V206H226ZM50 208H52V207H50ZM60 208H62V207H60ZM79 208H80V206H79ZM217 208H219V207H217ZM32 209H33V207H32ZM90 209H88V213H89ZM81 210L83 211L84 209H81ZM94 210H96V209H94ZM97 210H98V208H97ZM229 210H230V208H229ZM223 211L224 210H222V212ZM77 212H78V214H77L78 217H79V213L80 214L83 213L81 211L79 212V209ZM225 212H223V213L225 214ZM229 212H231V211H229ZM84 213H86V212H84ZM205 213H207V212H201L200 216H201V219H205V222H206V214ZM63 214H64V212H63ZM69 214H70V212H69ZM103 214H105V213L102 212V215ZM106 214H109V213L107 212ZM224 214H222V215H224ZM70 215H72V214H70ZM81 215H83V214H81ZM81 215H80V217H81ZM98 215L96 217H98ZM89 216H91V214ZM106 216H108V215H106ZM195 216H197V215H195ZM231 216H229V217H231ZM94 217L95 216H93V217L91 216L90 218L92 219ZM219 217L220 216H218V218ZM84 219H85V217H84ZM84 219L82 222L83 223L82 226L84 227V229H85V227L88 229V227H90V225L87 223H89V222H87L85 220L86 221V223H85ZM99 219H101V218H99ZM126 219H127V221H126ZM233 219H235L234 216H233ZM89 220L90 219H88V221ZM102 220H104V218ZM207 220H208V218H207ZM110 221L112 222V219ZM124 221H125V223H124ZM103 223H105V222H103ZM134 223H133V225H135ZM96 224H98V222L93 223L91 226L92 227L91 229H93ZM99 224H100V222H99ZM123 224H125V225H123ZM129 224H130V222H129ZM1 225H3V224H1ZM77 225H75V226H77ZM79 225H81V224H79ZM107 225L108 224H106L104 226L102 225V227L107 229L108 228ZM196 225H194V226H196ZM200 225H201V222H200ZM202 225H203V223H202ZM259 225H257V226H259ZM117 226H119V224H117ZM83 227H81V228H83ZM109 227H110V225H109ZM199 227H197L195 229L197 230V229H199ZM118 228L119 229L117 232L120 233V231H122V228H121V230H120V227H118ZM107 230H109V229H107ZM175 230L179 231L178 233H180V234L177 235V231H175ZM48 231H50V230H48ZM186 231H188V232H186ZM141 232L144 233L143 231H141ZM167 232H169V233H167ZM107 233H108V231H107ZM110 233H113V232L109 231L108 234H110ZM114 233H116V231ZM80 234H82V233H80ZM161 234H160V237L162 238L163 236ZM111 235L112 234H110V236ZM121 235L122 234L120 233V235H118V237L120 238ZM175 235H177L178 237H176ZM182 235H183V237H180ZM110 236H109V238H110ZM184 236L186 237V239L184 238ZM56 237H59V236H56ZM118 237H116L115 239H117ZM62 238H63V236H62ZM157 238L158 237H156V239ZM152 239H155V237L152 236ZM188 239H189V237H188ZM58 241H60V240H58ZM66 241H67V239H66ZM63 242H65V241H63ZM142 242H144V241H141L140 243H142ZM158 243L162 247L159 246ZM187 243H189V242H187ZM229 243L230 242H228V244ZM67 244H68V242H67ZM179 244L180 245L182 244V246H183L182 249H181L182 246H180ZM228 244H226V247ZM239 244H241V243H238V246H239ZM38 245H40V244H38ZM189 245L190 244H188V246H187L188 250L191 248ZM229 245H231V244H229ZM233 245H235V243H233L232 246ZM147 246H149V247H147ZM187 247H186V250H187ZM233 248H235V247H233ZM233 248H231V246H230L229 251H232L231 249H233ZM142 249H144V248H142ZM228 249H229V247H228ZM263 250L260 247L257 249V252L260 256H261V254L263 255ZM167 251H169L168 254L166 253ZM239 251H240V249H239ZM145 252H147V250ZM186 252H188V254H189L191 251L189 250ZM233 252H234V250H233ZM233 252H230L231 254L228 252L231 257L234 256ZM181 253H182V257H183V252H181ZM192 253H193V250H192ZM140 254H141V252H140ZM142 254H144V253H142ZM185 255H186V253L184 254V256ZM189 255H190V259H189ZM189 255H186V261H187V257H188L189 261H192L194 259L193 258L194 256L191 253ZM212 255H214V254H212ZM216 256H217V254H216ZM216 256H215V258H216ZM236 256L237 255L235 252V256H234L235 259H237ZM138 257H140V256H138ZM191 257L193 259H191ZM256 257H257V259H256L257 262L255 264H257V263L259 264L260 260H263L262 259L263 256L261 258L260 257L258 258V255H257V256H255V258ZM178 258H180V259H178ZM49 259H50V257H49ZM141 259H144V258L142 257ZM181 259H183V261ZM235 259H234V262H235ZM137 260H139V259H137Z\"/></svg>",
	"mask_w": 264,
	"mask_h": 264
}]
</instances>
